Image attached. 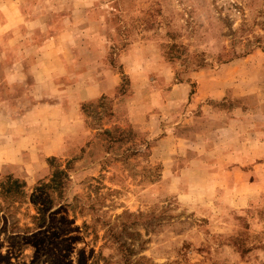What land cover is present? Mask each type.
Segmentation results:
<instances>
[{
    "label": "rangeland",
    "instance_id": "1",
    "mask_svg": "<svg viewBox=\"0 0 264 264\" xmlns=\"http://www.w3.org/2000/svg\"><path fill=\"white\" fill-rule=\"evenodd\" d=\"M0 255L264 264V0H0Z\"/></svg>",
    "mask_w": 264,
    "mask_h": 264
},
{
    "label": "trees",
    "instance_id": "2",
    "mask_svg": "<svg viewBox=\"0 0 264 264\" xmlns=\"http://www.w3.org/2000/svg\"><path fill=\"white\" fill-rule=\"evenodd\" d=\"M64 171H57V173L54 174V176L52 177L51 179V183L49 184H46V186H48V188H53V189H56L57 190H61L64 188L65 186V182L63 181V178H62V174H63ZM23 184L20 182L19 179H16V178H13L12 176H9L7 178V181L6 182H1V187H2V196L5 195L4 197L7 198V197H10V198H13L14 200L19 197L20 195V189L22 188ZM53 198H49L48 202L51 201V203L53 202L52 200ZM46 206L44 208H48L49 205L48 203H45ZM39 209V213H40V217L38 218L39 220L36 219V216H34V219H36L37 223H38V227L35 229V230H38L41 225H43V223H45V220L47 219V213H46V210L45 209H42V208H38ZM26 233L28 232H35V231H32L33 229L31 228H27L26 229ZM6 258V256L4 255H0V259H4Z\"/></svg>",
    "mask_w": 264,
    "mask_h": 264
}]
</instances>
